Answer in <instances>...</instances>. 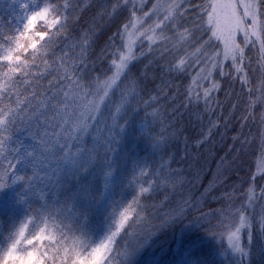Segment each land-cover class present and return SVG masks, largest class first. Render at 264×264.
<instances>
[{
	"label": "trees",
	"instance_id": "trees-1",
	"mask_svg": "<svg viewBox=\"0 0 264 264\" xmlns=\"http://www.w3.org/2000/svg\"><path fill=\"white\" fill-rule=\"evenodd\" d=\"M15 1L0 0V52ZM208 1L174 6L169 25L148 33L157 40L136 44L133 63L107 93L128 48L124 34L133 31L136 39L151 26L135 20L155 0L143 9L135 0H39L59 24L44 29L19 60L0 63V85L13 83L0 94V117L9 105L15 113L0 125V248L22 227L32 238L40 235L23 264H91L87 253L134 201L138 213L125 235L133 240L143 222L152 224V235L143 232L149 244L129 253L130 264H245L226 242L243 217L251 228L243 236L248 264H264L257 196L264 55L253 45L245 50L247 84L228 67L216 69L220 44L207 28L208 12L198 18ZM258 1L264 21V0ZM207 63L215 68L210 74ZM209 81L214 90L206 100L202 87ZM61 119L82 125L69 147L60 146L54 127ZM14 171L25 179L9 195ZM127 246L119 241L95 264H126Z\"/></svg>",
	"mask_w": 264,
	"mask_h": 264
},
{
	"label": "rangeland",
	"instance_id": "rangeland-1",
	"mask_svg": "<svg viewBox=\"0 0 264 264\" xmlns=\"http://www.w3.org/2000/svg\"><path fill=\"white\" fill-rule=\"evenodd\" d=\"M136 3H140V9H143L149 0H135ZM181 0H155L152 9L148 13L142 14L136 18V25H150L144 29L139 35L137 34L135 39V33L130 31L124 34V43L128 47L127 51L121 56V59L114 64L115 72L113 79L108 88L107 93H110L122 79L127 72L129 66L134 61V54L136 50V44L140 46L144 45L146 41L157 40L155 32L150 36L148 33L152 31V28L163 29L161 26L169 25V21L174 14L173 9L179 8ZM15 6L13 7L12 20L9 25L11 27V34L9 35L5 51L0 52V63L5 61L7 64H11L12 60H19L21 55L26 54L30 49H33L38 41L45 37L44 29L48 27H54L59 24L60 19L54 15H51L47 7H39V0H16ZM12 10V11H13ZM207 28L211 31V38L215 39L220 44V51L218 56L220 60L216 64L220 69H226L228 67L233 71L235 77L240 78V81L245 82L249 80L246 77L244 66V52L249 46L258 47L260 54L264 55V42L262 41V32L264 31V21L261 20L260 5L258 0H209L204 8L199 11L198 18H201L203 14ZM159 21V23H155ZM143 27V26H142ZM148 35V37H146ZM217 61V59H216ZM205 73L213 72L215 68L212 63L206 64ZM264 69V65L262 67ZM210 74V73H209ZM209 75L206 76V78ZM205 78V79H206ZM204 83L202 90L204 93V99L208 100V95L212 94L214 88L212 84ZM12 82L0 85V94H8L11 89ZM261 86L259 87V89ZM217 90H219L217 85ZM42 102V101H41ZM41 102H37L39 105ZM89 106H84V113L81 119L84 121L87 118V111ZM10 105L4 109L3 114L0 117V125L5 121L11 120L13 111L9 110ZM86 113V114H85ZM68 121V122H67ZM67 121L54 120L55 130L60 133L59 144L60 146L69 147V143H75L81 132L82 125L72 124L70 125L69 119ZM71 144V143H70ZM258 174L263 178V186L260 192L257 194L258 198L262 200L261 208L264 209V154L258 160ZM12 173L10 178L9 195H16L17 190L25 179L23 176ZM155 184H151L149 187V193L155 188ZM138 213V204L134 201L126 203L119 212V218L116 221L114 228L109 229V234L103 237V239L97 243L88 254V261L91 264H95L100 258L108 255L113 251L116 243L119 241H127V247L125 248L124 254L126 264L132 263V259L135 254L129 255L130 252H139L147 247L149 244L152 230V224L143 222L136 225L137 234L133 240L128 239L125 232L130 227L133 219ZM244 218V219H243ZM239 225L226 236L227 245L235 256V258L243 261L245 264L249 263V251L244 248L243 236H246L251 230L248 220L243 217ZM264 219V218H263ZM41 221L37 223V227ZM125 224V225H124ZM124 225V227H123ZM1 228V224H0ZM135 226H133L134 230ZM119 231H121L120 237H118ZM144 231H148L146 238H142ZM34 236V235H33ZM40 236V235H39ZM39 236L32 238L28 235V231L25 228L20 227L7 247L0 248V264H9V262L20 261L19 264H23L22 260L27 257L28 245L39 238ZM118 240V241H117ZM70 244H77V239L70 240ZM116 250V249H115Z\"/></svg>",
	"mask_w": 264,
	"mask_h": 264
}]
</instances>
